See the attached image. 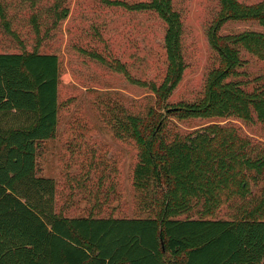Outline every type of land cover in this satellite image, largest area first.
Listing matches in <instances>:
<instances>
[{
  "label": "trees",
  "instance_id": "trees-1",
  "mask_svg": "<svg viewBox=\"0 0 264 264\" xmlns=\"http://www.w3.org/2000/svg\"><path fill=\"white\" fill-rule=\"evenodd\" d=\"M113 3L153 11L165 25L163 77L159 83L138 81L165 113L264 123V89L247 91L233 79L242 63L239 48L264 61V33H218L228 20L264 26V2L218 0L217 19L207 32L215 63L203 91L171 106L168 98L186 67L180 14L172 0ZM2 7L0 2V20L8 29ZM58 67L54 53L0 52V264H264V147L233 126L211 123L169 140L138 134L134 180L157 206L153 216L57 212L54 180L38 173L36 156L56 130ZM117 69L127 74L121 64ZM8 116L12 124L4 125ZM260 182L254 194L251 184ZM234 200L245 204L237 217H211Z\"/></svg>",
  "mask_w": 264,
  "mask_h": 264
},
{
  "label": "rangeland",
  "instance_id": "rangeland-1",
  "mask_svg": "<svg viewBox=\"0 0 264 264\" xmlns=\"http://www.w3.org/2000/svg\"><path fill=\"white\" fill-rule=\"evenodd\" d=\"M140 1L147 0H0L9 26L0 20V52L35 50L58 57L56 130L53 138L39 145L36 163L40 175L54 180L55 210L65 216L132 218L157 212L150 194L134 180L139 135L169 140L215 123L233 126L264 147V123L255 118L181 119L155 104L154 95L138 81L159 83L163 77L165 25L153 11L113 3ZM172 5L182 20L186 67L168 98L170 106L201 95L208 69L215 63L207 32L219 13L218 0H172ZM242 31L264 33V26L254 20H228L218 33ZM239 55L242 63L233 79L242 81L247 91L255 86L264 89V61L243 48ZM118 64L127 74L117 69ZM3 120L4 125L12 124L9 116ZM261 185L251 184L252 192L257 194ZM242 205L237 200L224 203L211 217H237Z\"/></svg>",
  "mask_w": 264,
  "mask_h": 264
}]
</instances>
